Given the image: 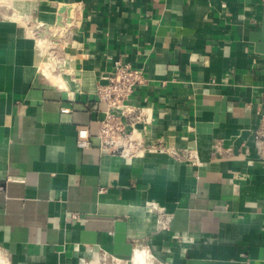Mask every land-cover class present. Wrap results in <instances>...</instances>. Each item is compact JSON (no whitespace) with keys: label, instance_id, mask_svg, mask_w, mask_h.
Returning <instances> with one entry per match:
<instances>
[{"label":"crops","instance_id":"obj_1","mask_svg":"<svg viewBox=\"0 0 264 264\" xmlns=\"http://www.w3.org/2000/svg\"><path fill=\"white\" fill-rule=\"evenodd\" d=\"M117 60L145 71L135 130L167 152L101 148ZM138 250L264 264V0H0V264Z\"/></svg>","mask_w":264,"mask_h":264},{"label":"built area","instance_id":"obj_2","mask_svg":"<svg viewBox=\"0 0 264 264\" xmlns=\"http://www.w3.org/2000/svg\"><path fill=\"white\" fill-rule=\"evenodd\" d=\"M112 68L104 77L106 82L100 83L97 89L99 100L107 103L99 132L101 148L127 158L143 155L149 150L167 152L162 139H154L150 143L135 130L137 123L148 121V116L141 112L142 108L129 102L138 88L148 84L145 71L121 60L114 61ZM78 137L80 146L90 145L87 129H79ZM192 153L191 150H179L173 155L182 160V155L191 157Z\"/></svg>","mask_w":264,"mask_h":264},{"label":"bare ground","instance_id":"obj_3","mask_svg":"<svg viewBox=\"0 0 264 264\" xmlns=\"http://www.w3.org/2000/svg\"><path fill=\"white\" fill-rule=\"evenodd\" d=\"M147 258H148L147 252L138 250L134 257V262L135 264H146Z\"/></svg>","mask_w":264,"mask_h":264},{"label":"rangeland","instance_id":"obj_4","mask_svg":"<svg viewBox=\"0 0 264 264\" xmlns=\"http://www.w3.org/2000/svg\"><path fill=\"white\" fill-rule=\"evenodd\" d=\"M56 31H58V30H56ZM40 33H43L47 38H49V39H55V41H56V44H55V46L54 47H56V48H58V46H60V45H63L62 43L63 42H61V40L59 39V37H58V33H56V35H51L49 32H47L46 30L45 31H42V30H40L39 31ZM49 49V48H48ZM48 49H47V51H48Z\"/></svg>","mask_w":264,"mask_h":264}]
</instances>
